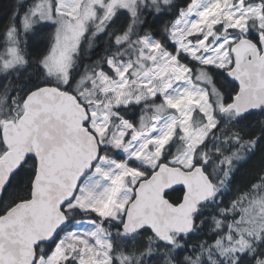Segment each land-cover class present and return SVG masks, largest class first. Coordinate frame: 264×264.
Here are the masks:
<instances>
[{"label":"snow or ice","instance_id":"1","mask_svg":"<svg viewBox=\"0 0 264 264\" xmlns=\"http://www.w3.org/2000/svg\"><path fill=\"white\" fill-rule=\"evenodd\" d=\"M0 264H264V0H13Z\"/></svg>","mask_w":264,"mask_h":264},{"label":"trees","instance_id":"2","mask_svg":"<svg viewBox=\"0 0 264 264\" xmlns=\"http://www.w3.org/2000/svg\"><path fill=\"white\" fill-rule=\"evenodd\" d=\"M12 2L13 0H0V18H2L4 12L10 8Z\"/></svg>","mask_w":264,"mask_h":264}]
</instances>
